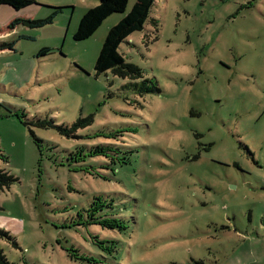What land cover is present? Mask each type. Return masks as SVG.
<instances>
[{"label":"rangeland","instance_id":"1","mask_svg":"<svg viewBox=\"0 0 264 264\" xmlns=\"http://www.w3.org/2000/svg\"><path fill=\"white\" fill-rule=\"evenodd\" d=\"M136 1L78 42L100 0H0V46L12 45L0 50V169L18 179L0 189V229L32 264H80L65 249L97 251L90 235L115 245L110 264H264V0H155L119 47L143 78L96 76ZM79 119L80 139L37 125ZM82 143L121 159L94 177L70 163ZM99 197L126 229L74 234Z\"/></svg>","mask_w":264,"mask_h":264},{"label":"trees","instance_id":"2","mask_svg":"<svg viewBox=\"0 0 264 264\" xmlns=\"http://www.w3.org/2000/svg\"><path fill=\"white\" fill-rule=\"evenodd\" d=\"M154 1L155 0H137L130 12L127 13L115 26L110 28L96 61V76L112 72L115 76L124 79L129 78L136 80L143 78L144 75L142 69L134 64L126 62L119 52V47L133 33L140 32L144 29V26L149 19L150 9L153 6ZM128 3L129 0H100L99 5L89 9L83 15L77 32L74 35V40L80 42L89 39L96 33V31L101 27L108 17L113 14L125 13ZM61 10L62 9H57L54 15H57L59 12H61ZM53 19L54 16L40 21H24V23L28 24L32 28H39L52 23ZM153 23L155 24L156 22L153 21ZM0 48V50L11 49L12 45L3 44L0 46ZM50 51L51 50L49 48H44L40 51L39 56H46L50 53ZM145 85L146 83L143 81V89H147L148 91H153L155 89L149 88V86ZM37 125L44 128L57 127L60 133L63 135L80 139L83 137L76 133L86 124L82 119H79L75 124H73L72 127L56 126L53 121L50 120L39 121ZM36 139L38 140V138ZM102 146L103 145L87 146L83 143L76 145L75 152L70 151L72 156V159H69L70 163L78 164V168H82L90 175L94 177L96 175L99 178L104 174L99 171L92 172V170L95 171L96 168L101 167V165L105 164L107 161V165L115 167L117 162L121 159V156H117L120 152L119 149H117V152L115 149L114 152L112 149L104 148ZM109 155L115 156L116 158H112ZM102 159L106 161L101 163ZM17 180V177L14 175L0 169L1 190L10 188L11 185ZM109 205L110 204L101 197L95 199L88 209H85L81 214H79L76 220L74 219L71 221L69 227H73L74 230H76L74 231V234H77V229L80 227H82V229H87L91 225H96L98 223H101L103 226H108L112 229L125 230L126 224L123 220L117 217L112 219L102 217L104 215L101 213L104 212L105 208H110ZM66 225L67 224L63 226L66 227ZM89 240L95 245V247L98 248L97 251L93 250L92 252H85L83 250L77 249L74 245V247H68L65 249V251L72 260L79 261L80 264H105V261H107V263L108 261H111L106 256H104V253L113 254L116 252L117 248L114 244L110 246L108 245V242L103 243V241H100V239L92 235H90ZM0 241H2L1 243L7 241L6 245L0 246V264H32L30 259L26 257L24 250L20 247V244L16 238H14L10 232L0 229ZM61 248L64 249L63 247Z\"/></svg>","mask_w":264,"mask_h":264}]
</instances>
